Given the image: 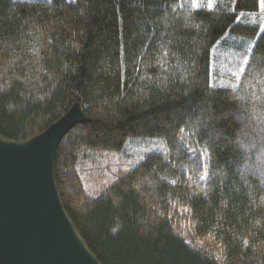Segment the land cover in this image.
<instances>
[{
	"label": "trees",
	"instance_id": "16d2710c",
	"mask_svg": "<svg viewBox=\"0 0 264 264\" xmlns=\"http://www.w3.org/2000/svg\"><path fill=\"white\" fill-rule=\"evenodd\" d=\"M261 25L260 0H0V137L80 105L56 183L101 264H264Z\"/></svg>",
	"mask_w": 264,
	"mask_h": 264
},
{
	"label": "water",
	"instance_id": "95a60500",
	"mask_svg": "<svg viewBox=\"0 0 264 264\" xmlns=\"http://www.w3.org/2000/svg\"><path fill=\"white\" fill-rule=\"evenodd\" d=\"M86 122L76 102L26 142L0 137V264H101L68 216L56 183L60 144Z\"/></svg>",
	"mask_w": 264,
	"mask_h": 264
},
{
	"label": "rangeland",
	"instance_id": "374dc122",
	"mask_svg": "<svg viewBox=\"0 0 264 264\" xmlns=\"http://www.w3.org/2000/svg\"><path fill=\"white\" fill-rule=\"evenodd\" d=\"M68 1L74 2L75 0ZM141 148H143L142 145L138 146L137 144H131L126 149V153L128 154L122 153L106 156V161L103 167L101 166L102 169L98 171V174L92 175V177L86 179L87 186L89 188H101L104 180H111V178L115 179L121 176L127 167L134 166L138 163L142 155L151 151L149 149L151 147Z\"/></svg>",
	"mask_w": 264,
	"mask_h": 264
},
{
	"label": "snow or ice",
	"instance_id": "6c2138e0",
	"mask_svg": "<svg viewBox=\"0 0 264 264\" xmlns=\"http://www.w3.org/2000/svg\"><path fill=\"white\" fill-rule=\"evenodd\" d=\"M260 4H261V7H262V10H264V0H260ZM208 7L211 8L212 7V4L209 3ZM237 19L239 20V17H237ZM260 29H261L262 32H264V25H261L260 26ZM243 71H244V69H243V67H241L240 73L242 74ZM233 75H236V74L234 73Z\"/></svg>",
	"mask_w": 264,
	"mask_h": 264
}]
</instances>
